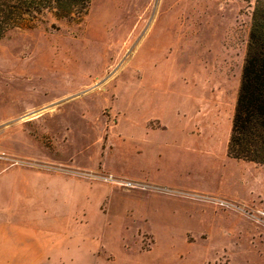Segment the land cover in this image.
<instances>
[{
	"label": "rangeland",
	"instance_id": "1",
	"mask_svg": "<svg viewBox=\"0 0 264 264\" xmlns=\"http://www.w3.org/2000/svg\"><path fill=\"white\" fill-rule=\"evenodd\" d=\"M253 1L91 0L79 23L47 14L9 30L0 39V192L20 190L22 178L58 179L66 227L92 247L94 264H264V200L255 207L253 195L230 187L240 173L225 155ZM203 83L221 107L193 160L207 177L230 181L208 185L213 194L245 202L209 196L231 211L196 207L195 222L176 220L164 239L150 211L184 209L155 206L141 187L122 184L155 172L126 121L176 118Z\"/></svg>",
	"mask_w": 264,
	"mask_h": 264
},
{
	"label": "crops",
	"instance_id": "2",
	"mask_svg": "<svg viewBox=\"0 0 264 264\" xmlns=\"http://www.w3.org/2000/svg\"><path fill=\"white\" fill-rule=\"evenodd\" d=\"M214 92L203 83L197 94L185 95L176 118L168 121L156 117L126 121L129 126L126 136L140 138L145 143L146 166L154 163L155 172L152 174V170L146 168L147 172L141 180H121L132 181L141 187L138 189L144 197L157 202L155 206L161 204L168 208L180 206L184 209L183 215L179 217L162 214L155 209L150 211L153 222L159 224L157 233L164 239L171 233L169 225L176 220L187 224L195 222L192 211L196 207H207L216 213L231 211L218 208L213 200H208L209 196L230 204L245 202L235 194L230 195L231 199L213 194V190L207 188L208 185L221 183L222 186L230 181L224 176L207 177L193 160L194 155L207 144L210 131L216 125L212 115L218 113L221 105L215 100ZM117 124L118 121L110 126V135L114 134ZM228 159L237 162L241 174L232 178L235 184L230 187L237 190L244 188L249 195H253L251 203L254 206L262 204L264 170L256 168L253 162ZM57 181L41 179L38 182L22 178L18 182L20 190L0 192V264L95 263L92 247L78 244L77 233L68 231L66 227L71 218L63 217L58 191L54 190ZM205 230L200 232V239L206 240L208 232ZM143 236L153 239L155 234L151 232ZM149 250L144 252L148 253Z\"/></svg>",
	"mask_w": 264,
	"mask_h": 264
},
{
	"label": "trees",
	"instance_id": "3",
	"mask_svg": "<svg viewBox=\"0 0 264 264\" xmlns=\"http://www.w3.org/2000/svg\"><path fill=\"white\" fill-rule=\"evenodd\" d=\"M91 0H0V39L35 27L45 15L79 23ZM226 156L264 166V0H254Z\"/></svg>",
	"mask_w": 264,
	"mask_h": 264
},
{
	"label": "bare ground",
	"instance_id": "4",
	"mask_svg": "<svg viewBox=\"0 0 264 264\" xmlns=\"http://www.w3.org/2000/svg\"><path fill=\"white\" fill-rule=\"evenodd\" d=\"M43 111H44L43 109H39V110H37V111H35V112H33V113H30L28 118H31V119H32V118H35V117H37L38 115H40Z\"/></svg>",
	"mask_w": 264,
	"mask_h": 264
},
{
	"label": "built area",
	"instance_id": "5",
	"mask_svg": "<svg viewBox=\"0 0 264 264\" xmlns=\"http://www.w3.org/2000/svg\"><path fill=\"white\" fill-rule=\"evenodd\" d=\"M123 182V181H122ZM124 186H126V187H130V186H132L133 184H134V182H132V181H124L123 183H122Z\"/></svg>",
	"mask_w": 264,
	"mask_h": 264
}]
</instances>
